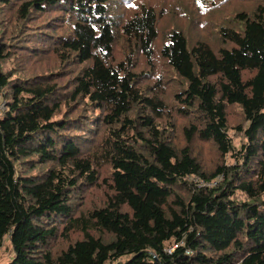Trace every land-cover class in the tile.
Here are the masks:
<instances>
[{"label": "trees", "instance_id": "16d2710c", "mask_svg": "<svg viewBox=\"0 0 264 264\" xmlns=\"http://www.w3.org/2000/svg\"><path fill=\"white\" fill-rule=\"evenodd\" d=\"M170 1L0 0V13L15 14L13 28L0 23V253L8 241V264H264V3L237 10L219 32L229 47L215 51L190 46L180 31L159 44V16L177 9ZM218 1L190 4L204 16ZM47 14L56 17L41 23ZM35 39L32 56L51 54L57 71L2 70L11 50L33 51ZM157 55L178 91L144 84ZM64 68L73 71L62 76ZM63 106L85 115L59 119ZM233 106L247 140L238 152L228 136ZM199 145L215 150L213 168ZM228 154L233 165L222 164ZM104 168V201L82 212L77 196L100 186Z\"/></svg>", "mask_w": 264, "mask_h": 264}, {"label": "rangeland", "instance_id": "374dc122", "mask_svg": "<svg viewBox=\"0 0 264 264\" xmlns=\"http://www.w3.org/2000/svg\"><path fill=\"white\" fill-rule=\"evenodd\" d=\"M191 2L192 0H176L174 3H171L170 1L169 3H171V5L173 7H176L177 9L171 10L168 13L164 12V15H160V13H157V17L160 15L158 18L157 26L159 34V44L162 45L164 42H166L172 31H180L184 35H186L188 44L190 46H194L199 42H204L211 46L215 51L222 47H229V44L223 43L220 38L219 32L221 27L230 25V22L235 19V16L240 14L235 13L237 10L241 8L250 9L257 3H264V0H225L224 2L222 0H219L218 2L221 5L209 11L204 16L196 12V9H194L195 6L190 4ZM156 10L158 11V9ZM51 14L43 16L40 19V22L43 23L45 21H48L52 17H56L55 14L50 17ZM14 16V13H0V23H8L9 29L10 27L13 28L15 25ZM40 45L41 43H39L38 39H35L31 44V49H38L41 47ZM11 53L14 55V59L10 62L2 64L1 68L3 71H11L13 73L17 72V76L19 77H31L34 76L33 74L42 73L49 74L54 73L58 70L55 59L49 53L43 55L46 61L42 58L32 56L35 51H31L30 49L26 50L18 47L14 50H11ZM36 59L39 60L36 61ZM152 61L153 65L149 68L151 73L149 74L148 78L144 80V84L155 86L158 85L159 88L166 89L168 93L178 91L179 81L174 78L172 72L168 69L167 66H165L160 57L157 55V57H153ZM143 66V60L140 58L138 67L143 68ZM26 69L31 70L29 74L26 73ZM71 71H73V68H64L62 71V76L67 75ZM67 79L68 78H65V80L63 79L59 83L62 89L66 87L65 84L68 81ZM1 110H4L3 105H1ZM84 115L85 113L82 112L81 109L78 112L73 113L68 106H63L57 118L62 120H69L72 123H75L77 119H79L80 117H84ZM171 116L172 118L176 119L178 124L182 125L183 121L179 116L176 115L174 111L171 113ZM227 117L228 136L231 139L236 152H238L242 145L247 144V140L243 138V135L239 130V128L243 127L245 124L243 116L241 114V110L237 106H233L232 108L228 109ZM91 120H93V118ZM64 134L70 135L71 137L85 136L84 134L75 131L65 132ZM100 135L101 134L99 133L97 137H99ZM196 153L207 169L213 168L220 161L215 150L210 145L196 146ZM222 160V164L226 163V165H233L236 161L230 154L226 155ZM106 170L107 168H104L103 172L101 173L99 187L87 189L83 191L79 196H77L76 201L81 207L82 212L91 211L95 208L100 207V205L103 203L106 189L103 185L102 180L103 178L107 177ZM193 179L195 183L204 185L203 182L195 180V178H191L190 181H193ZM219 181L220 178L210 183H217ZM236 199L238 201L246 200V198L239 193H236ZM62 243L63 242H58L55 247H61L63 245ZM11 257V248L8 241H5L0 253V264H8Z\"/></svg>", "mask_w": 264, "mask_h": 264}, {"label": "built area", "instance_id": "2783aa9c", "mask_svg": "<svg viewBox=\"0 0 264 264\" xmlns=\"http://www.w3.org/2000/svg\"><path fill=\"white\" fill-rule=\"evenodd\" d=\"M216 183H210V184H207V186H214ZM173 249H171L170 251H172Z\"/></svg>", "mask_w": 264, "mask_h": 264}]
</instances>
